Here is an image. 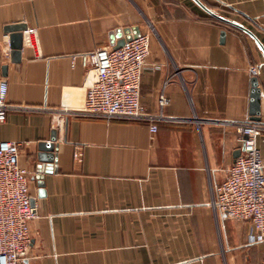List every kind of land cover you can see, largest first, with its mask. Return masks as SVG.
I'll return each mask as SVG.
<instances>
[{
  "label": "crops",
  "instance_id": "obj_1",
  "mask_svg": "<svg viewBox=\"0 0 264 264\" xmlns=\"http://www.w3.org/2000/svg\"><path fill=\"white\" fill-rule=\"evenodd\" d=\"M17 22L36 45L25 38L13 61L6 28ZM133 27L151 40L140 101L166 119L83 112L91 79L81 54ZM254 76L264 123V0H0V79L12 106L0 142L20 143L38 213L20 264H260L251 222L212 206L242 155L235 124L250 120ZM54 131L42 187L39 145ZM257 147L264 161V129Z\"/></svg>",
  "mask_w": 264,
  "mask_h": 264
},
{
  "label": "built area",
  "instance_id": "obj_2",
  "mask_svg": "<svg viewBox=\"0 0 264 264\" xmlns=\"http://www.w3.org/2000/svg\"><path fill=\"white\" fill-rule=\"evenodd\" d=\"M24 39L36 45L33 28L27 26ZM151 52V40L141 33L118 48H98L81 54L82 65L91 82L83 112L108 119L126 118L160 121L161 112L149 114L140 101L142 74ZM259 73L257 65L249 69ZM8 82L0 79V124L12 107L7 100ZM163 108L168 99L160 96ZM241 140L242 155L230 166L224 181L213 188L212 206L218 217L251 222L250 243L264 242V161L257 147V136L264 123L251 120L235 124ZM151 132L158 126L153 123ZM20 143L0 142V264H20L30 250V222L37 207L30 192V171L19 161ZM260 264H264V258Z\"/></svg>",
  "mask_w": 264,
  "mask_h": 264
},
{
  "label": "water",
  "instance_id": "obj_3",
  "mask_svg": "<svg viewBox=\"0 0 264 264\" xmlns=\"http://www.w3.org/2000/svg\"><path fill=\"white\" fill-rule=\"evenodd\" d=\"M239 27H242L236 24ZM27 28V25L22 22L13 23L7 26L6 30L10 33V47L11 57L13 61H19L21 59L22 49L24 47V34L23 31ZM244 28V27H242ZM246 29V28H244ZM247 30V29H246ZM140 34L138 27L133 28H119L115 32L111 33V46L118 48L124 44L126 40H130L133 36ZM226 32H222L224 38ZM250 120L259 122L261 121V89L259 87V81L256 76L252 78V92H251V110ZM57 140V131H54L49 142H41L39 145L40 154L39 159L43 164H39L37 167L39 185L44 186V172L52 171V162L56 160L54 151L56 150L55 141ZM48 163V164H45ZM45 192L42 191L41 195ZM34 203V199H32Z\"/></svg>",
  "mask_w": 264,
  "mask_h": 264
}]
</instances>
